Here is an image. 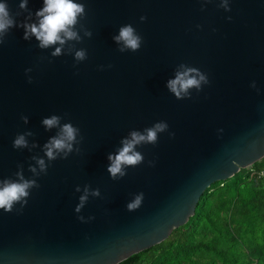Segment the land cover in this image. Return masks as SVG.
I'll return each mask as SVG.
<instances>
[{"label": "water", "instance_id": "obj_1", "mask_svg": "<svg viewBox=\"0 0 264 264\" xmlns=\"http://www.w3.org/2000/svg\"><path fill=\"white\" fill-rule=\"evenodd\" d=\"M78 2L87 10L81 23L92 31L76 44L87 50L85 61L50 57L35 38L22 39V27L0 44V179H15L19 164L31 177L30 157L43 156L41 148L14 149L12 141L31 130L29 141L42 146L56 132L46 131L42 118L59 115L83 137L79 153L51 162L37 178L40 187L22 212L0 210V264H115L184 223L209 183L264 155V0H230V12L216 0ZM7 3L13 15L20 11L19 0ZM40 7L42 0H29L33 13ZM124 24L143 38L139 51H118L112 37ZM180 63L209 79L190 99H176L165 86ZM161 120L174 136L160 133L155 145L138 146L144 162L112 180L107 156L121 138ZM85 184L101 196H90L77 214L75 187ZM138 192L142 205L127 211ZM77 215L94 219L84 223Z\"/></svg>", "mask_w": 264, "mask_h": 264}, {"label": "clouds", "instance_id": "obj_2", "mask_svg": "<svg viewBox=\"0 0 264 264\" xmlns=\"http://www.w3.org/2000/svg\"><path fill=\"white\" fill-rule=\"evenodd\" d=\"M29 0H19V10L13 15L8 7L7 0H0V44L4 43L5 37L14 27L23 28L22 39L31 41L35 38L36 47L41 50L51 49L50 57H59L66 54L73 56L74 62L79 63L87 59V50L77 48L76 44L82 43L84 38H91L92 31L87 28L81 21L87 16V10L83 2L78 0H42V7L34 13L28 8ZM212 2V0H201L202 5ZM217 6L225 12H230V0H216ZM203 10V7L202 9ZM26 12L23 21H17L16 16ZM33 16L35 19L33 20ZM231 19V17H226ZM140 21L146 20V16H140ZM197 28L200 25L196 26ZM82 33V35H81ZM113 41L116 43L118 51L137 52L143 43V38L136 32L131 24H124L119 27L118 33L113 35ZM50 62V61H49ZM105 66H99L103 70ZM107 67H112L108 65ZM31 68L25 69L28 83H32V76L28 75ZM209 84L208 76L205 72L194 66L180 63L174 70V76L166 81V88L176 99H190L192 92L195 90L199 93L203 86ZM250 87L256 88L255 81H252ZM24 124L29 122L27 116H21ZM62 117L56 114L42 118L41 124L46 131L56 129L54 135L50 136L47 141L39 146L35 140L29 141L28 137L34 136L31 130H25L18 133L13 141L14 149H28L30 152L40 147L43 156L32 155L30 159L34 164L28 165V171L31 177L26 178L24 175L23 165H17V171L14 173L15 179H0V210L3 212H22L28 203V198L34 188H39L37 178L46 175L51 162L57 159H67L73 152L79 153L80 144L83 137L80 135V129L71 122L61 123ZM169 125L166 121H157L143 131L130 130L127 136L122 137L120 146L114 153H109L107 159V172L112 180H119L127 175L126 169L135 168L144 162L143 154L137 150L138 146L144 144L155 145L159 139V134L168 132ZM222 131V130H219ZM169 136L174 133L168 132ZM149 165L153 162L149 161ZM76 192L81 194L78 197V203L74 207V212L80 214L86 205L89 197H100L99 188H91L85 184L83 188L79 185L75 187ZM144 193L138 192L133 194L131 200L126 203V209L129 212L135 211L142 205ZM19 205V208H17ZM81 222H89L94 219L89 215H77Z\"/></svg>", "mask_w": 264, "mask_h": 264}, {"label": "trees", "instance_id": "obj_3", "mask_svg": "<svg viewBox=\"0 0 264 264\" xmlns=\"http://www.w3.org/2000/svg\"><path fill=\"white\" fill-rule=\"evenodd\" d=\"M115 264H264V155L209 183L184 223Z\"/></svg>", "mask_w": 264, "mask_h": 264}]
</instances>
